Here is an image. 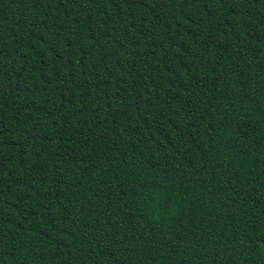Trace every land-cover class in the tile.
Returning <instances> with one entry per match:
<instances>
[{
	"label": "trees",
	"instance_id": "1",
	"mask_svg": "<svg viewBox=\"0 0 264 264\" xmlns=\"http://www.w3.org/2000/svg\"><path fill=\"white\" fill-rule=\"evenodd\" d=\"M0 264H264V0H0Z\"/></svg>",
	"mask_w": 264,
	"mask_h": 264
}]
</instances>
